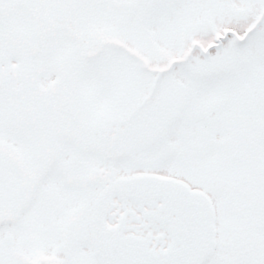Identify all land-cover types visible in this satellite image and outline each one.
<instances>
[{"label": "snow or ice", "instance_id": "6c2138e0", "mask_svg": "<svg viewBox=\"0 0 264 264\" xmlns=\"http://www.w3.org/2000/svg\"><path fill=\"white\" fill-rule=\"evenodd\" d=\"M0 264H264V0H0Z\"/></svg>", "mask_w": 264, "mask_h": 264}]
</instances>
